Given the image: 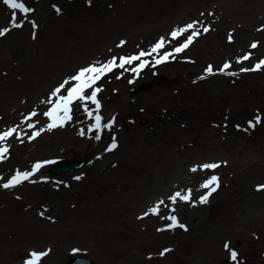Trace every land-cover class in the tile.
I'll return each mask as SVG.
<instances>
[{
    "label": "rangeland",
    "instance_id": "374dc122",
    "mask_svg": "<svg viewBox=\"0 0 264 264\" xmlns=\"http://www.w3.org/2000/svg\"><path fill=\"white\" fill-rule=\"evenodd\" d=\"M64 1L75 2L63 0L61 6ZM79 1L87 8L104 2L101 5L104 11L95 17L92 15L93 22L87 23L60 13L52 16L56 11L55 3L60 5L59 0H21L34 9L27 14L10 10L2 3L4 10H0V29L11 30L0 36V57L5 55L3 59L8 63L16 58L26 61L24 69L20 68L24 76L20 80L18 100L21 101L22 97L25 100L26 94L40 87L50 74L54 73L58 78L49 90L52 92L81 69L79 65L85 64L83 67H86L101 60L100 63L107 62L113 57L150 52L161 38L165 39V46L157 53L141 58L148 64L139 69L138 74L132 69L137 68L141 61H134L124 69H114L94 85L101 89L97 94L101 105L99 115L104 119L105 115L115 114L111 129L95 130L92 127L95 120L87 116L79 100L71 105L72 119L63 127L43 130L51 120L48 117L36 119L31 122L35 128H27L28 139H20L2 160L4 169H0V184L10 180L18 170L36 173L34 165L52 162L56 158L89 157L90 164L113 142L121 144L126 127L139 123H131L140 114L138 107L142 114H146L147 101L154 99L163 89H167L170 98L179 104L188 103L191 112H201L199 125L195 127L198 130L194 133L189 131L186 137L180 136V140L169 145L166 162L152 169L153 177L147 185L136 186L126 192L82 230L62 234L40 227L37 231H27L20 245L0 247V264H25L33 251L48 252L42 258L46 264H57L61 259L63 262L60 264H65L79 254L91 257L94 264H264V189L259 188L264 185V67L258 71H244L242 75L227 74L237 73L236 70L220 71L226 61L240 60L245 55L250 54L248 69H252L254 61L264 60V0ZM14 12L18 21L25 18V26L10 27ZM81 16L84 18L86 15ZM193 22H199L197 29L201 34L194 37L192 44L183 52L174 53L167 61L156 64L157 58L172 52L192 30L179 40H172L170 33ZM205 26L210 29L208 32H203ZM153 27L161 32L145 37L143 30ZM254 42L258 46L251 48ZM215 49L217 51L211 55ZM223 50L229 52L216 55ZM208 66L213 68L211 75L205 71ZM160 75H165L169 81L160 80ZM61 76H65L63 80H60ZM129 81L133 85L127 88ZM149 82L151 86L144 88L143 85ZM90 91L87 90L85 95ZM124 96L136 101V107H127L124 111L118 108ZM5 103L9 106L12 101L0 100V107ZM88 106L90 110L95 109L91 102L87 103ZM158 111H161L160 104L157 115ZM256 116H260L261 122L252 128L249 121L255 123ZM83 119H89L85 121V127L83 123L79 124ZM180 124L178 127L184 128L185 123L180 121ZM4 125L14 127L2 124L0 131L6 129ZM68 129L76 138L83 129L90 145L86 141H78L73 149H67L65 133ZM146 129L152 131L151 127L146 126ZM158 129L152 133L155 134L153 143L171 134L162 125ZM36 130H42L41 134L35 140L29 139ZM139 147H133L130 152L135 161L140 160ZM203 164H218L219 167L191 171ZM50 165L44 164L40 168L42 171L31 175L29 180L10 188L0 187V190L9 189L11 195L21 197L22 201L26 200V192L44 195L53 181L67 177V174H51ZM117 167L119 164L113 168ZM83 169L85 167L70 175ZM118 171L113 175L121 179L122 171L120 174ZM113 175L105 180H113L117 185L120 181ZM213 175L219 177L220 186L208 197L207 203H200L199 198L208 191L201 184ZM189 189L192 190L191 201L178 199L173 204L169 200L176 192L186 193ZM163 190L167 191L164 192L167 200L160 194ZM147 192L152 195L146 203L141 195ZM71 199V196L55 199L50 205L55 216L65 208L77 214L79 208L68 205ZM157 199L158 203L163 200L165 204L160 205V215L145 216V212L157 204H152ZM169 215L176 216L186 230L167 228L171 221L162 217ZM14 236L16 239L19 233ZM226 242L238 253L237 261L230 259L229 251L225 249ZM3 243L0 246L7 244L6 241ZM165 249L170 251L161 255Z\"/></svg>",
    "mask_w": 264,
    "mask_h": 264
},
{
    "label": "bare ground",
    "instance_id": "6f19581e",
    "mask_svg": "<svg viewBox=\"0 0 264 264\" xmlns=\"http://www.w3.org/2000/svg\"><path fill=\"white\" fill-rule=\"evenodd\" d=\"M59 1L60 5L59 3L55 4L60 6V15H66V17L73 20L78 19L83 22L91 23L94 19L92 15L95 17L104 11V8L101 7V5L105 4L104 2L100 3L99 5L97 4L92 8H87L81 6V2L79 0H75V2L64 1L63 6H61V2L63 0ZM0 10H4L2 3H0ZM53 13L54 15L52 16L56 17L57 12L53 11ZM81 14L86 16L83 18ZM21 23L25 26L24 22ZM10 27H12V25H10ZM143 31V35H145V37H152L156 32L160 31V29L153 27L151 29L145 28ZM216 51L217 50L215 49L213 53L211 52V55H214ZM228 52L229 51L226 50L225 53L223 50L216 55L219 56V54L223 55L227 54ZM4 56L3 58H5ZM3 58L0 57V100H4L6 102L12 101V103L9 106L5 103L0 107V120H3L2 122L0 121V125L10 124L14 127L19 125L18 132L27 133L28 123H34V120L46 117L43 115V113L47 111V101L50 97L49 90L55 84H53V81L57 77L54 73L50 74L47 76L48 78H46L45 81L40 85V87L31 91L30 93H27L26 95L28 97L25 98V100L22 97L20 101L18 100V95L20 93L19 84L20 80H22L24 76L20 68L24 69L26 61L22 58H16L8 63V60H4ZM4 64H6V66H4ZM84 65H79L78 67ZM230 65V70H236L238 75H242L241 73L244 72L241 71L242 68H248V63L245 60L240 63L236 59L231 61ZM216 70L218 71L219 69L216 68ZM64 77L65 76H61L60 80H63ZM129 82L130 84L127 83L126 85L127 88L133 85L131 84V81ZM135 84H138V81H136ZM42 101L45 103H42ZM135 103L136 101H132L124 96L118 108L122 109L123 111L128 109L127 107L135 108ZM158 104H160L161 107V111H158L159 115H157ZM138 110L140 111V114L133 118L131 123H138V121L139 123L134 127H126V130L123 131L124 135H122L121 144L119 142V145H117L115 149L111 151L107 150L103 154H98L94 160L90 164L86 165L85 169L82 171L80 170L79 172L71 175L68 173L65 179L53 181L51 183V188L48 189V192H45L44 195L37 196L26 192V200L22 201L21 197L19 198L18 196L16 197L11 195L9 189L0 190V192H2V195L0 196V244H4L3 242L5 241L7 242V244L5 243V245L0 247L20 245L27 231H37L41 229L40 227H43L48 231L55 230L56 232L62 234H68L70 232L72 233L82 230L86 224L91 222V220L98 218L99 214L114 204L115 201H119L126 192L131 191L136 186L139 188L141 185H147L148 180H151L153 177L152 169L155 166H158L161 163L163 165L166 162L165 159L169 156V145L180 140V136L184 137L183 135H185L186 137V134L189 131L194 133V131L198 130V128L195 127L199 125L198 118H200L202 115L201 112L198 114L191 112L188 103H183L181 105L175 100L171 99L167 89H163V91H161L159 95H156L154 99L147 101L145 108V111H147L146 114H142L141 108L139 107ZM27 111H35L38 113V115L29 120L28 123H24L23 121L26 119L25 112ZM154 112H156V114H154ZM149 114H152V116L149 117ZM113 118L115 121L114 113L110 116L105 115L102 123H112ZM88 120L89 119H83L79 124L83 123V127H85V123L88 122ZM180 121L185 123L183 126L184 128L178 127ZM167 124L169 126L165 127ZM161 125L165 131L168 130L171 132V134L169 137L163 138L160 141L153 143L155 141V134L152 133H154V131L157 130ZM146 126L151 127L152 131L146 129ZM3 127H6V125ZM89 131L92 133V129ZM65 134V143L67 149H73L74 145H76L78 141H86L90 145V141L85 138L87 137L85 134L79 135L78 133V138H76L71 134L69 129L66 130ZM22 138L28 139L27 134L21 136L19 139L14 134L5 142L9 147V152L13 147L16 146V144L19 143L20 139L22 140ZM152 139L153 142H151ZM35 142H37V140ZM139 143L141 145H139ZM135 146H140L139 161H135L130 155L131 149ZM111 157H113L112 160ZM118 164L119 167H117V169L113 168L114 165ZM0 166V169L2 167L4 169V166H2L1 163ZM30 168L31 165L29 169ZM116 170H119L118 174H120L122 171L121 179L119 176L116 178V175H113L116 173ZM39 171H42V169L39 168L36 173ZM111 175L120 181V183L123 182V184L118 182L116 185L113 183V180V182H106L107 180H105V178ZM76 177H80V179H76ZM146 178L147 180H145ZM34 179L36 180L37 177L35 176ZM143 180L146 181V183H144ZM164 192L167 191L163 190L160 194L166 196L167 194ZM151 195L152 194H149L148 192L142 194L141 196L143 202L147 203L149 200H151ZM70 196L72 199L68 205L79 208V211L77 210V214L65 208L63 209L62 213H58L59 217L55 216L56 213L53 211V208L50 205L54 203L56 198L61 199ZM38 197H43V199ZM164 198V200H167L168 196ZM159 199H157L155 203L152 204L158 203ZM162 205L165 206V204ZM52 221L56 223H48ZM18 233L19 236L15 239L14 235H17ZM43 260L44 259H41V262L45 263ZM62 262L63 261L61 259V261L57 262V264Z\"/></svg>",
    "mask_w": 264,
    "mask_h": 264
},
{
    "label": "snow or ice",
    "instance_id": "6c2138e0",
    "mask_svg": "<svg viewBox=\"0 0 264 264\" xmlns=\"http://www.w3.org/2000/svg\"><path fill=\"white\" fill-rule=\"evenodd\" d=\"M90 2V0H89ZM2 3L6 5L8 8L12 10H19L22 13H30L33 12L34 9H31L25 5V3L21 2V0H2ZM54 8L57 13H59L61 10L54 5ZM10 23L12 25V28H21L23 27V24L20 23L16 17L15 12L13 13L12 18L10 19ZM199 22H193L188 25H186L183 28H177L173 30L170 33V36L172 40H179L181 36L184 35V33L191 31V34L188 35L184 42L179 44L177 47L173 49L172 52L165 53L163 56L157 58L155 60L156 64L163 63L168 60L170 56H173L174 53H180L183 52L185 49H187L193 42L194 37L201 34L199 29H197V24ZM33 27H36V24L34 21H32ZM11 29L9 28H2L0 29V36L6 35ZM210 29L208 27H203V32H208ZM231 39V37H229ZM171 41H168L170 43ZM123 43V42H122ZM165 39L161 38L151 49L150 52H144L141 51L137 55L133 56H125V57H113L112 59L108 60L107 62L100 63L95 62L87 67L81 68L78 70L76 74H74L72 77H70L68 80H65L62 82L58 87H56L52 93H50L48 103H52L53 107H51L48 111H45L43 113L44 116L48 117L51 122L47 124L46 129L51 131L52 129L56 127H63L64 123L66 121H69L72 119L71 116V105L79 100L82 103L84 111L87 113V116L90 119H94L95 123L92 126L95 130L100 131L103 128L111 129L112 123H114V118L112 123H102L103 118L99 115V109L101 107L99 100L97 99V94L101 91L99 87H94V85L97 84L99 80H101L105 75H107L109 72H112L116 68L124 69L125 65H130L134 61H141L142 57L150 56L153 53H157L161 48L165 46ZM258 45L257 43H253L251 45V48H256ZM250 58L249 55H245L243 58L238 60V62L242 63L243 60H248ZM117 60H119V63H117ZM148 61H141V63L138 65L137 68L132 69V71L136 72L138 74L139 69L144 68L147 66ZM261 66H264V60L260 61L255 65L253 69L248 68H242L241 71H252V70H258L261 68ZM231 67L230 63L226 62L220 69L221 72H226L227 69ZM209 75L213 74V68L212 66H208L205 70ZM228 75H237V73L234 72H227ZM203 78V77H201ZM71 82H75L72 84ZM91 89L88 95H85V92L87 90ZM64 91L66 94L61 95V92ZM55 98V99H53ZM91 102L95 105L94 110H90L87 107V103ZM42 103H45L42 101ZM38 113L33 111L30 113L28 117H26L24 123H28L29 120L32 119V117L37 116ZM255 123L253 121H249V126L254 128L256 124L261 122L260 116H256L254 118ZM29 128H35V124L28 123ZM19 125L12 127L6 131L0 132V160H3L6 157V154L9 151V147L5 143L9 138H11L14 134L17 136V138H21V136L26 135L27 133H19L18 132ZM42 130H36L32 133L31 136H29V139H35L41 134ZM85 132L83 129L80 130L79 135H84ZM96 139H100L99 136L95 137ZM117 145L115 142L111 144L109 147V151L116 148ZM51 163V161H44V162H38L36 165H34V170H39L44 164ZM219 167L218 164H203L197 167H193L191 171L195 172L198 170V168L201 169H215ZM33 172H21L17 171L15 175L8 180L7 182L0 184V187L3 188H10L14 187L20 183H22L25 180H29L30 176L33 175ZM76 179H80V177H76ZM219 177L218 176H211L208 180H206L204 183L201 184L202 188L207 189L208 191L202 195L199 198L200 203H207L208 197L212 195L213 192L217 191L219 188ZM260 189H264V185L259 186ZM192 198V190H187L186 193L176 192L175 194L171 195L169 197V200L171 203H176L177 200H183L185 202L191 201ZM164 204V201L161 200L159 203H157L155 206L151 207L147 212H145V216L147 215H160V205ZM174 211V209H173ZM143 218V217H141ZM162 219H166L171 221L170 224L167 225V228L172 227H180L184 228L186 230V227L179 223L178 219L174 215H169L167 217H162ZM165 229H158V231H163ZM225 249L229 251L230 259L232 261H237L238 253L231 249L229 246V243H225ZM50 251V250H49ZM78 251V250H74ZM167 251H170L169 249H165L163 252H161V255H164ZM48 252H31L30 256L31 259L26 261V264H40L41 259L46 256Z\"/></svg>",
    "mask_w": 264,
    "mask_h": 264
},
{
    "label": "water",
    "instance_id": "95a60500",
    "mask_svg": "<svg viewBox=\"0 0 264 264\" xmlns=\"http://www.w3.org/2000/svg\"><path fill=\"white\" fill-rule=\"evenodd\" d=\"M165 78V77H162ZM149 84H145L144 87H148ZM87 159H75V160H62L55 163L51 169L54 173H63L74 170L87 163ZM69 264H93V261L88 257H76Z\"/></svg>",
    "mask_w": 264,
    "mask_h": 264
}]
</instances>
